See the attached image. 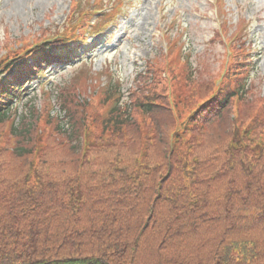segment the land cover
<instances>
[{"label":"trees","instance_id":"trees-1","mask_svg":"<svg viewBox=\"0 0 264 264\" xmlns=\"http://www.w3.org/2000/svg\"><path fill=\"white\" fill-rule=\"evenodd\" d=\"M131 138L79 172L26 145L1 163L0 264H264L260 131L231 149Z\"/></svg>","mask_w":264,"mask_h":264},{"label":"rangeland","instance_id":"rangeland-1","mask_svg":"<svg viewBox=\"0 0 264 264\" xmlns=\"http://www.w3.org/2000/svg\"><path fill=\"white\" fill-rule=\"evenodd\" d=\"M63 1L58 0L54 5H50L54 0H29L16 6L13 0H5L0 17V47L11 43L14 39L27 37V34L30 32L42 33L43 28H46L55 14L62 11ZM232 1L235 6L234 11H240L241 15L247 19H250L256 14V6L250 4V0ZM156 7V0H145L141 4L138 11V18L133 22V35L136 36L139 34L138 42H140L141 38H151L153 36L152 44L154 46L157 44L158 31L155 24ZM176 9H180L181 11L182 23L190 27V45L195 53L190 63L191 69L189 71L190 76L192 75V84L189 85L185 82V85L182 87L176 81L175 87L173 86L174 98L178 105L179 114L182 117L188 118L187 114H191V109L195 107L197 100L202 99L211 90L212 81L220 72L224 56L222 45L215 39V25L210 20L208 6L204 0H179L178 3L168 9L170 14L168 19ZM147 23L148 26L145 28ZM253 35L256 36L253 42L254 47L257 48L261 56L254 60L258 68V77L252 80L249 86L250 90L252 91L254 89L256 93L252 98V104L247 103L246 110L243 114L246 119L249 116V120L257 104H264L261 98L264 94V19L262 22L254 24L250 37ZM149 53L150 49L146 50L143 48L138 51L133 45L128 44L124 55H127L129 60L121 53L123 67L127 69L121 70V76L123 78L127 76L133 60H138L134 65L136 71L141 73L144 70L143 59ZM76 71L77 69L67 71L56 79L53 85V96L51 98L45 97L44 95L41 96L40 93L33 94L29 92L27 95L29 97L20 106L21 109L18 112L21 117L24 116L23 114L25 112L28 114V119L26 120L28 122L23 125L24 131L21 132L22 139L19 138L18 142H22L21 145H26L28 148H32L34 142L36 152L40 150L41 153L42 148L48 147L51 151L46 152L48 155L45 157V160L54 166H66L70 168L69 170L71 172L76 171V168L77 172L82 169V163L87 155L92 157L98 154L103 160L111 158L110 154H112L114 146L117 144L110 133L102 130V126L99 125L98 120L101 117V110L96 106L93 95L90 94L91 89L87 86V81L85 79L81 80L78 74L79 72L77 73ZM188 81L190 82V77ZM128 82L126 84V91L132 88V85ZM81 84L87 88V93L79 97V94L77 95V88H83ZM59 95L62 97L61 101L58 100ZM257 95L258 97L255 100ZM62 101H67L66 106L68 107L70 103L75 104V108L72 110L74 117L64 111ZM124 101L132 105L131 102H128L130 99L127 100L125 98ZM53 102L56 103L55 113L59 109L62 115L60 120L63 117L62 127L59 123L60 129L56 128L55 125L57 124L54 120L48 118L50 116L48 112ZM80 106L85 107V110L82 107L80 111ZM27 109L29 110L27 111ZM154 118L164 123V127L162 128L161 126L163 131H170V127L166 128V125H171V115L166 110L164 112L160 111V114H154ZM229 119H225L224 123L219 126V130L212 132L208 137L215 141V144H225L228 149H231L229 136L234 135V132L231 131L233 133H229L228 129L236 127L233 126L232 117H229ZM134 121L137 123L130 128L132 138L126 146L133 148L134 151H140L145 145L153 141V137H156L157 126L155 124V131L154 129L151 130L152 125L148 126L147 122L137 113L134 115ZM93 122L94 124H91ZM252 126L254 124L249 127ZM26 128H29V132L28 136L24 139ZM86 128L88 129L87 134ZM244 129L246 130L247 128ZM54 130L60 132L58 136ZM259 131L260 129H256L251 136L259 133ZM262 131L264 137V129ZM9 136V125L0 129V156L2 157L0 164L9 163L10 161L12 163L20 161L15 157L11 159V150L14 143L9 144ZM160 136L165 137L164 132L162 134L159 133L157 138ZM85 138L87 142H84L86 143L82 141ZM205 145L206 143H197L194 146L203 148ZM18 147L20 146L18 145ZM145 150L144 148L143 151ZM193 151L194 147H190L188 153L191 154ZM82 152L85 153L84 157L81 155Z\"/></svg>","mask_w":264,"mask_h":264},{"label":"bare ground","instance_id":"bare-ground-1","mask_svg":"<svg viewBox=\"0 0 264 264\" xmlns=\"http://www.w3.org/2000/svg\"><path fill=\"white\" fill-rule=\"evenodd\" d=\"M24 1L28 2L29 0H13V3L15 2V5L18 6L19 4H22Z\"/></svg>","mask_w":264,"mask_h":264}]
</instances>
